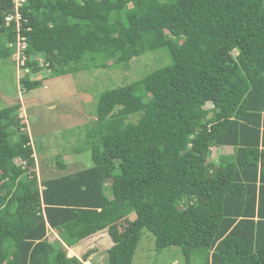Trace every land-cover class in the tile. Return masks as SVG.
Listing matches in <instances>:
<instances>
[{
  "label": "trees",
  "instance_id": "obj_1",
  "mask_svg": "<svg viewBox=\"0 0 264 264\" xmlns=\"http://www.w3.org/2000/svg\"><path fill=\"white\" fill-rule=\"evenodd\" d=\"M18 44L24 92L44 69L170 63L100 92L91 164L43 181L20 104L0 108V264H84L67 248L102 231L101 264H132L143 231L184 264H264V0H0V61Z\"/></svg>",
  "mask_w": 264,
  "mask_h": 264
},
{
  "label": "rangeland",
  "instance_id": "obj_2",
  "mask_svg": "<svg viewBox=\"0 0 264 264\" xmlns=\"http://www.w3.org/2000/svg\"><path fill=\"white\" fill-rule=\"evenodd\" d=\"M20 48L21 44L18 45ZM18 49L15 57L0 61V108L20 104L18 115L25 123L30 145L34 148V171L38 181L72 173L91 164L90 153L83 149L82 130L94 117L96 97L100 92L128 84L170 63L165 52L160 50L132 59L128 69L115 67L50 77L43 68L41 72L30 76L31 80L40 79L42 86L24 92L19 83L23 71L19 68L22 62L18 60ZM209 107L207 104L206 108ZM231 151L228 147L213 149L211 159L216 160L218 155L230 154ZM58 154L66 164L64 171L55 164ZM56 238L57 233L48 230L46 240L52 242ZM110 247L111 240L104 231L81 240L71 247L73 251L71 248V251L66 250V255L69 258L77 256L78 259L86 255L84 264L101 263L106 260V251ZM153 247V237L143 231L132 264H184L176 247L164 249L159 254H155Z\"/></svg>",
  "mask_w": 264,
  "mask_h": 264
},
{
  "label": "crops",
  "instance_id": "obj_3",
  "mask_svg": "<svg viewBox=\"0 0 264 264\" xmlns=\"http://www.w3.org/2000/svg\"><path fill=\"white\" fill-rule=\"evenodd\" d=\"M102 232H104V231H102ZM101 233V232H100ZM99 234V233H98ZM98 234H95V235H98ZM95 235H93V236H95ZM92 237V236H91ZM90 238V237H89ZM89 238H86V239H89ZM111 245H112V243H111ZM72 249V251L74 250V248H71ZM71 249L70 248H67V251H71ZM76 249V248H75ZM77 257V256H76ZM78 258V257H77ZM101 263H103V262H101ZM101 263H95V264H101Z\"/></svg>",
  "mask_w": 264,
  "mask_h": 264
},
{
  "label": "built area",
  "instance_id": "obj_4",
  "mask_svg": "<svg viewBox=\"0 0 264 264\" xmlns=\"http://www.w3.org/2000/svg\"><path fill=\"white\" fill-rule=\"evenodd\" d=\"M17 17H18V16H17ZM11 19H12V18H8L7 21H10ZM18 45H20V44H18ZM21 47H22V48L18 49V46H17V49H18L20 52H21V50L23 49V45H22V44H21ZM19 55H20V53H19ZM18 58H19V57H18Z\"/></svg>",
  "mask_w": 264,
  "mask_h": 264
}]
</instances>
